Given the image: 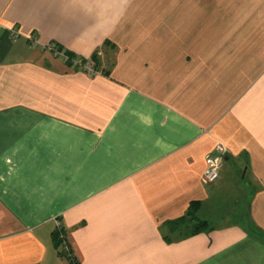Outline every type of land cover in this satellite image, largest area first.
Masks as SVG:
<instances>
[{"label":"crops","instance_id":"1","mask_svg":"<svg viewBox=\"0 0 264 264\" xmlns=\"http://www.w3.org/2000/svg\"><path fill=\"white\" fill-rule=\"evenodd\" d=\"M56 220L79 264H264V0H0V264H70Z\"/></svg>","mask_w":264,"mask_h":264},{"label":"trees","instance_id":"2","mask_svg":"<svg viewBox=\"0 0 264 264\" xmlns=\"http://www.w3.org/2000/svg\"><path fill=\"white\" fill-rule=\"evenodd\" d=\"M108 43H109V40L106 41V44H108ZM55 47L57 49H61V50L64 49L63 47H61L58 44L55 45ZM64 50H65V54H66V59L65 58L64 59L68 65H70L76 69H83L84 71H86L90 74H96L99 72L106 73V70L101 63L100 54L97 51L94 52L90 58H85V57H80V56H78V55H76V54H74V53H72L66 49H64ZM89 62L92 66L93 72L84 68V65H86ZM199 206H200V202H198V201L191 202L187 213L184 216H182V217H180L174 221L169 222L168 228L171 231H182V233H186L187 235H193V234H196L200 231H203V230L209 228L210 227L209 222L199 218V216H198ZM252 230H253L252 232L255 236L264 240V232H262L260 229H257L256 227L252 228ZM62 234H63V237L61 236ZM66 236H67V234H66V231L63 229V227L56 228V230L54 231V240H55V243L58 247L62 248L64 240L66 242H68ZM67 245L69 247L68 243H67ZM63 254L66 256V258L68 259L70 264H79L75 257L72 258L71 255L67 256L64 252H63Z\"/></svg>","mask_w":264,"mask_h":264},{"label":"rangeland","instance_id":"3","mask_svg":"<svg viewBox=\"0 0 264 264\" xmlns=\"http://www.w3.org/2000/svg\"><path fill=\"white\" fill-rule=\"evenodd\" d=\"M109 48H110V45L107 48L108 50L103 52L104 53L103 55H100L102 65H104V64L106 65V63H108V61H111V59L114 58V54H113L114 48H110V49ZM101 50H103V47H102V49H98L97 52L99 53ZM230 171L233 172V170H230ZM228 172H229V169H228ZM229 181L230 180L228 178H225V174H224L223 180L220 182V185H221L220 188L221 189L219 190V194H218L219 196L217 197V199L219 198L218 199V201L220 203V209L219 210L221 211V213H223V214H229L230 213V214L224 215V218H216L215 220H213L215 223L223 221L224 219L231 220L232 219L231 213L233 211L235 212V210H231V209L234 207H236V208L240 207L242 204L244 205L245 197L241 198L238 203H235V201H234L235 198L237 197V193H240L241 190L244 189L243 181L241 179H238L239 183L241 184V185L239 184V186L238 185L234 186V184L230 183ZM238 199H239V196H238ZM236 211H238V208ZM71 256H72V258H74L72 252H71Z\"/></svg>","mask_w":264,"mask_h":264},{"label":"built area","instance_id":"4","mask_svg":"<svg viewBox=\"0 0 264 264\" xmlns=\"http://www.w3.org/2000/svg\"><path fill=\"white\" fill-rule=\"evenodd\" d=\"M49 48L54 51L57 55L62 56L66 59V54L64 49H57L55 45H49ZM85 69L92 70V66L90 63L84 65ZM229 149L223 143H217L214 147V150L211 153L206 155V167L203 174V180L207 183H213L217 181L220 177L221 169L224 164V158L228 154ZM57 228H61V224L58 220H56ZM63 237V234L61 235ZM62 251L67 255L70 256V248L67 245V242L64 240L62 245Z\"/></svg>","mask_w":264,"mask_h":264}]
</instances>
